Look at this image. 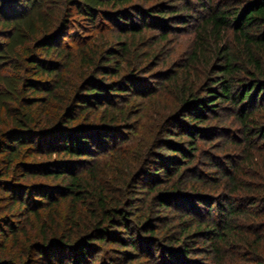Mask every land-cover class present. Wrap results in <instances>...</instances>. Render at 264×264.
Wrapping results in <instances>:
<instances>
[{"label":"trees","instance_id":"trees-1","mask_svg":"<svg viewBox=\"0 0 264 264\" xmlns=\"http://www.w3.org/2000/svg\"><path fill=\"white\" fill-rule=\"evenodd\" d=\"M0 264H264V0H0Z\"/></svg>","mask_w":264,"mask_h":264},{"label":"rangeland","instance_id":"rangeland-1","mask_svg":"<svg viewBox=\"0 0 264 264\" xmlns=\"http://www.w3.org/2000/svg\"><path fill=\"white\" fill-rule=\"evenodd\" d=\"M91 26L83 24V28H79L78 31H75L76 35L79 36H87V35H94L95 33H100L97 30H94V32H86L89 31V28ZM103 27L105 29H111V27L108 26V24H103ZM102 27V28H103ZM103 28L102 33H106L105 36H109V33L106 32V30ZM83 30V31H82ZM74 34V33H72ZM92 37V36H91ZM192 39L193 35L191 32L181 33L177 36L171 37V40L169 41L166 48H164V52H166V60H168L169 64L170 62L172 65H176L177 61L182 62L183 59L186 56V53L190 50L192 46ZM70 41V40H69ZM81 41H78V43H73L68 41H64V44H70V52H75L76 48L80 45ZM170 67V66H169ZM168 67V68H169ZM166 66V69H168ZM171 69V68H170ZM68 78L75 82L76 78L79 76L81 71V66L79 61H75L74 63H71L68 66ZM189 75L192 77V75L189 73ZM194 77V76H193ZM171 87V86H169ZM167 87L165 90L163 89L160 91L153 100L146 101V102H139L137 103V106L133 108L136 112V116L134 117L135 121V130L130 131L131 133L126 134L131 139V144L129 148H133L137 146V144L141 141V139L149 137V131L151 130L152 124H154V120L157 121V123L163 122L164 117H166L168 114L172 113L177 105L178 102L176 101V92L174 89ZM137 122V123H136ZM133 137H132V136ZM129 139V140H130ZM136 144V145H135ZM132 150V149H131ZM131 150L129 153H131Z\"/></svg>","mask_w":264,"mask_h":264}]
</instances>
